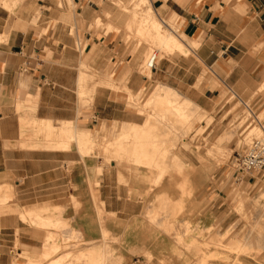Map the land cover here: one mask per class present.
<instances>
[{
  "label": "crops",
  "instance_id": "obj_1",
  "mask_svg": "<svg viewBox=\"0 0 264 264\" xmlns=\"http://www.w3.org/2000/svg\"><path fill=\"white\" fill-rule=\"evenodd\" d=\"M34 1H19L15 17L6 8H0V185L15 184L21 202H29L31 192L35 191L44 193L42 197L45 199V196H49L46 191L50 184L56 186L57 192L72 189L73 193L69 197L65 195L48 201H58L56 207L63 205L72 227L79 230L86 240H98L101 230L93 206L94 199L102 203L106 214L115 215L113 217L118 220H115L116 224L124 229L127 223L140 218L144 212L145 204L139 197L152 189L143 182L145 178L150 179L149 172L137 169L138 177L139 174L145 176H140L136 182L132 174L126 171L130 167L124 165V169L115 161L104 164L100 156H88L83 160L75 146H71L69 152L9 149L8 146L28 142L20 139L19 120L31 121L34 117L52 122L72 121L79 131L91 134L97 132L104 137H108L113 126H116L117 135L126 124L141 126L142 120L127 107L126 100L128 93H137L148 83V79L138 73L135 56L130 53L131 47L123 44L122 35L107 33L112 31L108 27L110 11H114L110 2H77L81 8L76 14L81 21L74 23L73 38L69 24L60 20L63 3L59 8L55 1L36 0L45 11L42 13L43 21L35 23L32 16L35 12ZM150 2L157 16L168 26L177 29L179 37L192 48L190 56L171 55L156 62L151 72L153 82L174 89L200 110H210L219 104L221 87L231 89L243 99L250 98L259 89L264 81V0ZM70 16L75 19L74 14ZM93 18L98 20V23H94L100 28L97 33H94L95 28H88ZM79 39L84 48L82 53L77 48ZM82 63L118 85L115 90L114 87L97 86L90 99L91 107L87 109H81L79 104L87 103L88 99L78 96ZM108 72H111L110 75H107ZM125 87L128 92L123 90ZM18 104L23 108L22 113L17 112ZM254 104L256 110L264 112V93ZM79 114L92 118L89 120ZM65 162L70 164L68 182H64L67 177L59 165ZM184 164L190 167L188 162ZM93 168L94 171L91 170ZM197 171H200L198 177ZM192 172L194 175L190 176ZM192 172L188 174L194 199L191 196L193 200L186 198L183 202L189 207L185 208L191 220L207 222L223 206L222 197L218 193L216 198L209 201L207 198L214 192L208 191L209 186L201 168L195 167ZM118 173H124V177L128 174L129 181L127 178L125 181ZM51 177H54V181H50ZM85 177H89L90 183ZM172 179L163 182L161 192L167 197L171 195L173 199L168 198L176 202L180 200L181 194L175 187L181 186L182 179ZM71 197L82 206L75 210ZM8 221L13 222V219ZM105 225L110 231L111 224L106 222ZM12 236L8 228L0 233V264H10L8 249Z\"/></svg>",
  "mask_w": 264,
  "mask_h": 264
},
{
  "label": "rangeland",
  "instance_id": "obj_2",
  "mask_svg": "<svg viewBox=\"0 0 264 264\" xmlns=\"http://www.w3.org/2000/svg\"><path fill=\"white\" fill-rule=\"evenodd\" d=\"M4 1L5 0H0V8L3 10H6L5 9L6 7L1 5L2 2L4 4ZM12 1H18V0H12ZM41 1H45V2L55 1V4H57V6L61 3H63V5H62L63 10H62V15L60 17V20L63 23L69 24V26L71 27V31H72L71 36L73 38H75V29L73 30L74 23H75V21H78V22L81 21L80 16H78L76 14V11L81 8V6L77 3V1L73 0L74 3L72 2V0H41ZM68 1H70V3L72 2V4L70 5ZM100 1L101 0H91V2H93L95 4L99 3ZM107 1L112 3L110 0H107ZM20 2L22 3L23 0H20ZM68 4L70 6H68ZM34 7H35V12H33L32 16H34V21L38 20L37 22L39 23V22L43 21L42 20L43 19L42 13H43V11H45V8L40 7L36 3V0L34 1ZM72 10H73V13H70V12H72ZM6 11H8V10H6ZM67 12H69V13H67ZM11 13H13V11ZM64 14L65 15L74 14L75 19H70V21H69L70 23H69V22H67L68 20L66 21L65 19H62V17L63 18L65 17ZM97 15L98 14H96L95 16H97ZM90 24H89V30H91L92 28H95L94 33H97L100 31V28L98 25H95V24L90 25ZM109 24L110 25L108 28H110L111 26H115V25L119 26V24H121V22H119V21L116 22L115 20L113 22L112 21V13H111V19L109 20ZM34 26H36V24ZM114 32L117 33V31H115L114 29H112V31H107L108 34L114 33ZM117 34L122 35L121 40H122L124 45L131 47L130 53L132 55L138 54L136 51V47H135L136 42H135V39L133 37H131V38H129L130 36L127 37L123 31H120V33H117ZM132 41H134L135 43ZM141 45H142V48H144L146 46L145 44H141ZM141 45H140V47H141ZM77 48L80 52L83 51L82 49H84L83 45L80 42V39L78 40V47ZM142 48H140V51L144 50ZM142 53H144V52H142ZM142 53H140V55H138V57H141V56L144 57L145 54L142 55ZM189 54L191 55V53H189ZM175 55H182V54L175 53ZM163 58H167V57L161 56L160 53L155 54L154 59L151 63L152 65L150 66L151 72H152V69L154 68V66L156 65V62H159V60H162ZM135 64L139 68L138 73L141 76L147 77L148 83H145L144 86L138 91V92L141 91V93L137 92L139 95L137 93L133 94L134 97L135 96L140 97L139 99L136 97L135 98L133 97L134 100L129 99L130 94L128 93L127 100H126L127 101V107L132 109L134 111V113L139 117V119L142 120V124L147 123V124L151 125L152 127H154L155 126L154 124L156 122L157 125H159V126L156 125L155 130L156 129L160 130L161 128H163V127H161V126H163L162 124L166 123L168 120L169 121L171 120L170 125L173 124V126L175 128L174 129L172 125L171 126L169 125L170 128H168V126L166 127L167 130L169 129L168 131L166 130L165 127H164L165 129H162V131H159V132L157 131L158 134L159 133L162 134L161 132H164V130H165L166 134L163 133L162 135H160L161 137L157 136V134H156L157 132H155V134H156L155 136H157V137L153 136L154 130H152L153 133H152L151 137H152V139L154 138L153 141H155V140L158 141V142H155V144H158L159 148L157 145L155 147L158 150L155 147L153 149L151 147H148L149 149L150 148L152 149V151L150 149L149 152L152 153L153 158H154L156 156L157 152H159L160 146L163 145L161 147V151H164L166 153V155L163 152L161 153V156L163 159L162 160L161 157L159 156L160 155L159 154L160 152H159L157 154L158 157L155 158L154 160L159 164L161 163L160 165H162L163 163L165 165H167L166 166V167H168L167 170L171 169V170H169L170 172H168V171L166 172V174H167V176H169V178L163 176V178L164 177L165 178L161 179V182L162 181L164 182L166 179L167 180L171 179L170 177H178V175L182 176L181 174L176 172L175 169L169 168L170 163L173 159L181 160L184 163L188 162V164L191 163L190 164L191 172L193 170H195V167H198V166H199V168L202 167L201 172H203V174L205 175L207 185L209 186L208 191L214 192L207 199L209 201H211L214 198H216V195L218 193H220V196L222 197L223 206L218 210V213L217 214L215 213L212 216V219H209L207 222H205V221L203 222V220H201V223L199 221H193L190 219V216L187 214L184 203L182 206H174V208L171 204V207H170V204H169L170 199H168L166 196L167 200H169V201H167L164 194H162V192H161L162 189H160V183H159L160 180L157 181L158 184L155 181L151 182L152 178H155V175H153V174L155 173L157 175L158 168H155L156 166H150L151 168H149L148 165H144V166L134 165L135 163L133 164V162H129L130 161L129 159H128V164L127 163L125 164V161L122 160V163L120 165L119 164H117V165L118 166H121V165L124 166L125 165L127 167L133 168L134 171L132 169H129L130 171L128 170V172L129 173L131 172L130 175L133 174L134 177L137 176L135 179H139V177L137 175L138 172H136L137 174L136 173L134 174L135 168L139 169V170L143 168L149 172V176L151 177V180L149 179L147 181L148 182L150 181L152 185L149 184L150 182L148 183L147 181H146V184L149 185L150 187L156 185V187L155 186L151 187L152 189L147 191V192H149L148 193L149 195L145 194V196H142V198L141 197L140 198H141V200H143L142 202L145 204V210L146 211L145 210L144 211L146 213L144 212V214H148L150 212L153 216L151 215L152 216L151 217L150 213H149V216L142 214L144 216H140V218L133 220L132 223L128 224L124 228V230L122 228V230H120V231H117L119 225L116 224L115 219L113 218V220H110L112 218L109 219V217H107L106 222H109L112 226L111 230L109 232L112 233L113 235L117 236L119 238V240L128 238V241L130 242V241H133L135 239V234L136 235L142 234L141 235L142 237L144 235L148 237L149 232H148V230L144 229L143 226L146 225L147 223H151L150 226H152V227L154 226L152 229L154 230L155 234H157V237L151 240V242H152L151 252H152L153 257L150 258L151 260H149V261H148V259L144 258L142 255L140 256L139 254L134 253V251L132 249L129 250L130 248H128V247L127 248L122 247V243H120L121 241L116 240V243H114L115 241H113L111 246L114 249L115 254L123 257V258H121V264H126V263L127 264H160V263L161 264H172V262H173V264H186V262L188 264H193L197 260L198 261L195 264H201V263L202 264H207V263L208 264H264V206H263L264 205V168L259 173L253 174L252 176H250L247 174L238 173L237 170L235 169V166L233 165L236 158H238V156L242 155L244 153V151H246L249 148V146L251 145V143L254 140H258L261 138L264 139L261 136L258 138V136H259L258 134H257V136H255L256 132H254L261 127L264 129V112L261 110H256L255 104H254L255 100L258 97H260V98L263 97L264 90H260V86H259V89H258L259 91L257 90L250 98L243 99L240 96H238L235 92H233L231 89L221 87V96H220L219 104L214 105L210 110H205L202 108H201V110L198 109L197 113L194 117L189 116V114H190L189 111L191 110V108L187 107V108L182 110V113L185 114L187 116V118H182L181 124L180 123L178 124L174 120V119H176L174 116L170 115V116H172L171 118H170V116H168L169 115L168 113L172 112V109L169 106H166V105L164 106V104H163V106L161 104L147 105L148 100L151 98V96L153 94L154 87L156 86V82H153L152 76H151V79L148 78L150 76V75H148L149 73H147V74L145 73V71L141 68V66H143V64L141 62H138L136 58H135ZM110 73L111 72H108L107 75H110ZM260 91H261V93H260ZM142 92H143V96H142ZM257 93H260V94L258 95ZM141 97H142V99H141ZM80 98L88 99L87 103L83 102V103L79 104L82 107L81 109H87V108L91 107L90 98H88L86 96H81ZM84 101H86V100H84ZM89 102H90V106H89ZM157 105L160 107H155ZM162 107H163V109H162ZM22 111H23L22 107H17L18 113H22ZM147 112L150 114H148ZM145 113H147V115ZM164 114H165V116H164ZM79 115L82 117L88 118L89 120H91V118H92V116H87V115H82V114H79ZM167 117L170 119H168ZM149 118H151L153 120H151ZM254 118H256V119H254ZM145 119H146V121H145ZM256 120H258V121H256ZM174 123H175V125L177 124L176 127H175ZM22 124H21V121L19 120V127H20V125L24 126L23 128L22 127L20 128L21 129L20 139L21 140H25V139L27 140V138H28L27 141H29V140L31 141L30 138L32 137V139L36 140V138H37L39 141V138L41 137V135L38 136L39 134L37 135L34 132V130H33L34 128H32V125L31 124H25L23 122H22ZM54 124L58 125L59 122L58 121L54 122ZM167 124H169V123L167 122ZM258 126H259V128H258ZM24 128L26 131L27 130L28 131L26 132L24 130ZM116 131H117L116 126H113L108 137H106L103 140L104 143H102L103 144L102 147H104L106 145L108 146L111 142H113L114 138L117 135ZM24 134H26V136H28V137L24 136ZM34 134H36V135H34ZM41 138H40V141H43V137H41ZM161 138L163 139L162 140L163 144H161V141H160ZM110 139H111V141H109ZM72 146H74V145L72 144ZM96 146L94 145L91 147V149L89 151L92 150V152L91 153L88 152V156L89 157H94V156L103 157L104 163L108 164L106 158L111 157L110 152L104 153L103 150L101 149L102 148L101 146H99V147H98V145H96ZM166 147H167V149L165 150L164 148H166ZM8 148L9 149L19 148V149L28 150V148H24V147L20 146L19 143H15L13 145L9 144ZM162 148H163V150H162ZM36 149L50 150V149H45L43 147H39ZM94 149H98V150H94ZM222 149H223V151H222ZM100 150H102V151H100ZM153 150H157V151L154 152ZM167 151H169V152H167ZM193 151H195V153H192ZM205 151H207V152H205ZM208 151H216V152L219 151V156L218 157L217 156L212 157V156L208 155ZM197 152H199V153H197ZM205 153L208 155V157ZM163 154H164V156H163ZM204 155H205V157H204ZM197 156H199V158ZM164 157H166V158H164ZM158 158H160V161ZM205 158L207 159L208 162H206ZM213 158H214V160H213ZM163 161H165V162H163ZM198 162H200V163H198ZM202 162H203V164L201 166ZM59 165L62 166L64 176L67 177V180H64V182H66V181L68 182V176H69V172H70V164L68 162H65L62 165L61 164H59ZM191 165H194L193 166L194 169H193V167H191ZM137 166H139V167L137 168ZM141 166H142V168H141ZM203 167H204V169H203ZM152 168H155L156 170L154 169L155 170L154 171ZM164 168H165V166H164ZM186 168L184 169V172H190V171H188L189 168L187 170H186ZM148 169H151V170L149 171ZM172 169H173V171L176 172L175 174H174V172H172ZM171 174H173V175H171ZM188 176H189L188 173L187 174L184 173V175H183V183L184 184H185V182L187 184H189V180H188L189 177ZM53 178L54 177H51L50 181H54ZM178 178H181V177H178ZM20 181L22 182V180H20ZM135 181L138 182L139 180H135ZM153 182H154V184H153ZM163 182L161 183V186H162ZM9 185H11V186H9ZM157 185L159 187H157ZM6 186L9 187L12 194L9 191L8 199L0 202V233L2 230H5L8 228V231H10L13 235L11 238L12 239L11 244H9L10 248L8 249L10 257H11L10 261L13 260L14 262L19 263V264H27L28 263L23 259V257H19L17 255V253H22V248L19 246H18V248H16V246H15L16 245L15 241L17 239H18V243L20 242L21 244L26 245L27 248L30 246L29 247L30 249L32 248L33 250H36V252H34L32 255L33 259L36 262L35 264H44V263H46V261H48L47 259L43 258V256H42V252H44L43 242H44V238H45L44 236L45 235L46 236L48 234L53 235L54 240L56 239L57 243L61 247V249H59L56 254H53L52 256H50L49 259H51L53 257L64 256L65 252H72V256H74L73 254H75V252L78 253L79 251L84 249L83 246L86 244L83 242L91 241V240H86L83 236H81L82 234L79 230H76L75 228L72 227L70 221L67 219L68 218L67 215H65V210L63 208H62L63 213L61 215V219L63 220L62 223L64 225H60L58 227L53 226V227H49V228H44V227L35 225L34 223L31 224L30 221L25 222L21 219L22 213H25V214L28 213L29 214L28 219H33V221L36 220L37 215H40L43 218V220H45L46 218L54 219L55 218L54 214H52V213L48 214V213H45L43 211L39 212L38 210H36L37 209L36 206L49 205V206L54 207L55 204L57 205L58 201L52 202V201H48V200H51L53 198L65 197V195L69 197L70 194L73 193L72 189H69L68 191H61V192L58 191L57 192L56 186L54 187L53 184H50L47 186V191H46L47 194L45 193L46 195H49V196H45L46 197L45 199L42 197V194H44V193L35 191V192H31L32 194H30L31 199L29 202H21L19 200V196H18L19 191H18L17 187L15 186V184H13V183L7 184ZM180 188H181V186L178 187V190ZM179 191L182 192L181 189ZM39 193H40V196H39ZM53 193H54V196H53ZM152 194L154 197L152 196ZM158 194L160 197H158ZM10 195H11V197H10ZM146 196H148V197H146ZM243 196H246V198H247V202H245V204L248 205L250 203V207H249L250 209L248 208V210L245 211L244 216H243L244 212L241 209H239L240 206H237V205H240V199H242ZM259 196L260 197L263 196L262 199ZM186 197L188 198L190 196L184 195V199H186ZM153 198H155V200ZM70 199L72 200V202L74 201L73 203L75 204V206H78L77 202H75V199L73 197H71ZM156 199H157V201H156ZM160 199L161 200L164 199L163 200L164 202H160L161 201ZM254 199H256V200H254ZM208 200L206 202H208ZM259 200L261 203L259 202ZM152 201H153V204H154V201H155V204L157 203L156 207H155V205H152ZM253 201L257 202L256 206H253V203H254ZM149 202H151V203H149ZM166 202H167V205H165ZM162 204H163V207H162ZM148 205L150 207L152 205L153 207L150 208ZM166 206H168L167 208H169V209H167ZM175 207H176V209H175ZM251 209H253V210H251ZM28 210H32V212H28ZM158 211H161V213L159 212L161 215L158 213ZM156 212H157V214H155ZM170 212H172V213H170ZM169 215H170V217H169ZM246 215H247V217H246ZM143 217L144 218L146 217V218L144 219ZM156 217H157V219H156ZM168 217H169V219H168ZM245 217H246V220H245ZM201 218H203V217L201 216ZM9 219H13V222H9L8 221ZM108 219H109V221H108ZM146 219L149 221H147ZM164 219H165V223L167 221V222H170L172 225V227L169 230L162 229L163 228L162 225H157L158 222L164 223ZM16 230H18V231H16ZM163 230H165V233ZM145 231H147V232H145ZM121 234H122V236H121ZM201 234H203V237H201ZM80 236L83 238H81ZM172 236H174V237H172ZM180 238L182 240H180ZM175 239H177V240H175ZM218 239L222 242V244L221 243H213V241H217ZM98 240H102V239H98ZM98 240H97V243H101V241H98ZM173 240L175 243L172 242ZM200 240H202V242ZM94 241H96V240H94ZM229 241L234 242L235 246L234 247L226 246ZM243 241L246 242V243L244 242L243 245H246V246H249V244H250V246L254 245L253 248H258V246H261L262 249L260 250V248H259V251H258V249L257 250L255 249L254 250L255 253L253 252V250L247 251L246 253L245 252L242 253L241 248L238 249L236 246V243L242 245ZM198 242H201L202 244L211 242V244L209 246L204 245L205 248H204V246H201L204 248V249L203 248H201V249L203 251H205V253L203 252L202 256L204 258L200 261L201 263L199 262L201 257L198 258V256L197 257L195 256L196 255V254H194L195 249L192 247V245L194 243H198ZM175 244H177V245L175 246ZM185 244H186V246H185ZM188 244H189V246H187ZM230 244H232V243H230ZM190 245H191V247H190ZM181 246H183V247H181ZM178 248H181L183 251L181 249H178ZM205 249H207V250H205ZM175 250H177L178 253H176ZM180 250H181V252H180ZM189 251H190V253L188 254ZM191 251L192 252L194 251V253L191 254ZM214 251L215 252L217 251L219 253H217V252L214 253ZM179 253H180V255H179ZM247 253H248V255H245ZM177 254H178V256H177ZM181 254H182V256H181ZM204 254H206L205 255L206 258H208L210 256V259H208V260H210V261L212 260V261L211 262L208 261L205 258ZM193 255H194V257H193ZM218 256H220L221 259ZM222 256L223 257L225 256V257L222 258ZM211 257H213L215 259H212ZM161 258H163V259H161ZM168 258H171V259L169 260ZM216 258L217 259L219 258V259L217 260ZM176 259H178V260H176ZM193 259H196V260L193 261ZM204 259L207 261H205ZM223 259H224V261H223ZM188 260H189V262H188ZM147 262H149V263H147Z\"/></svg>",
  "mask_w": 264,
  "mask_h": 264
},
{
  "label": "bare ground",
  "instance_id": "obj_3",
  "mask_svg": "<svg viewBox=\"0 0 264 264\" xmlns=\"http://www.w3.org/2000/svg\"><path fill=\"white\" fill-rule=\"evenodd\" d=\"M19 1L20 0H18V1H12V0H5L4 1V4L2 3L1 5L2 6H5L6 7V9L7 10H9L10 12H12L13 11V13L17 10V6H18V3H19ZM112 3H111V5L114 7V11H110L111 13H112V21L114 22V20L117 22V21H119V22H121V24H119V26H111L110 28H111V30L112 29H114L115 31H117V33H120V31H123L124 32V34L127 36V37H129V38H131V37H133L134 39H135V42L134 41H132V42H134L136 45H135V47H136V51H137V53L138 54H134V56H135V58L137 59V61L138 62H141L142 64H143V66H141V68L145 71V73L147 74V73H149L148 75H150L148 78L149 79H151V71H150V66L152 65L151 63H152V61H153V59H154V56H155V54L156 53H160L161 54V56H165V57H169V56H171V55H175V53H179V54H182V55H186V56H188V54L190 53V49L192 50V48L187 44V42L186 41H184V40H182L180 37H179V33H178V31H177V29H175V28H173V27H170V26H168L163 20H161L158 16H157V14H156V12H155V10L153 9V7H152V4H151V2H150V0H110ZM69 2V4L71 5L72 4V2L70 3V1H68ZM68 4V6H70ZM58 7L59 8H61L62 6H61V4H59L58 5ZM75 8V7H74ZM67 13H69V12H67ZM70 13H73V10H72V12H70ZM15 14V13H14ZM13 14V15H14ZM65 15V14H64ZM10 17H11V15H10ZM13 17V16H12ZM11 17V18H12ZM14 17H15V15H14ZM65 20L67 21V22H69L70 21V19H71V16L68 14V15H65ZM11 20H13V19H11ZM92 21H91V24H90V22H89V24L90 25H92V24H94V23H98V20H97V18H93V19H91ZM15 21V20H14ZM38 20H35V22H37ZM10 23H11V21H10ZM70 23V22H69ZM72 24V23H71ZM8 26H10V25H7V27ZM89 26V25H88ZM75 28V27H74ZM89 28V27H88ZM11 29V28H10ZM8 31V30H7ZM8 34V33H7ZM133 39V40H134ZM129 40V39H128ZM130 41V40H129ZM141 44H145L146 46L144 47V48H142V45ZM140 45H141V47H140ZM140 48H142V49H144L143 51H140ZM142 52H144V53H142ZM140 53H142V55L143 54H145L144 55V57H138V55H140ZM189 56H190V54H189ZM144 58V59H143ZM117 84L112 80V79H110V78H108V77H105V76H103L100 72H98V71H96V69H93V68H89V67H87V65L86 64H84V63H82L81 64V68H80V76H79V82H78V96H79V98L81 97V96H86V97H88V98H90V99H92L93 98V95H94V91H95V88L97 87V86H103V87H106V88H113L114 87V90L116 89V88H118L117 86H116ZM115 86H116V88H115ZM120 88V87H119ZM121 89V88H120ZM120 89H117V90H120ZM123 90H126L127 92H128V89H126V87L123 89ZM260 90H264V81L261 83V85H260ZM259 91V90H258ZM138 93H141V91L140 92H138ZM137 93V94H138ZM260 93H261V91H260ZM260 93H257L258 95L260 94ZM130 95H129V99H131V100H134L133 99V97H134V95L132 94V93H129ZM139 95V94H138ZM137 95V96H138ZM142 96H143V92H142ZM136 97V96H135ZM134 97V98H135ZM136 98H140V97H136ZM141 99H142V97H141ZM14 103V102H13ZM156 104H161L162 106H163V104H164V106L166 105V106H169L171 109H172V112H169L168 114V116H170V115H172V116H174L176 119H174L175 121H176V123H180L181 124V119L182 118H187V116L185 115V114H183L182 113V110L183 109H185V108H187V107H189V108H191V110L189 111L190 112V114H189V116L190 117H194L195 115H196V113H197V110L199 109V107L198 106H196L193 102H191L189 99H187V98H185V97H183L180 93H178L177 91H175L174 89H172V88H170V87H168V86H166V85H164V84H162V83H159V82H156V86L154 87V91H153V94H152V96H151V98L148 100V103H147V105H156ZM17 107H22L21 106V104H18L17 105ZM155 107H160V106H155ZM154 107V108H155ZM162 109H163V107H162ZM200 110V109H199ZM143 112V111H142ZM153 112V111H152ZM144 113V112H143ZM148 113V112H147ZM147 113H145L146 115H147ZM166 113V112H165ZM148 114H150V113H148ZM162 114V113H161ZM153 116V115H152ZM164 116H165V114H164ZM172 116H170V118L172 117ZM173 117V118H174ZM168 118V117H167ZM170 118H168V119H170ZM147 119V118H146ZM146 119H145V121H146ZM149 119H151V118H149ZM254 119H256V118H254ZM151 120H153V119H151ZM155 120V119H154ZM164 120V119H163ZM21 121V124H22V122L23 123H25V124H31L32 125V128H34L33 130H34V132L38 135V136H40L41 135V137H43V141H40V138H39V141H38V139L36 138V140H34V139H32V137L30 138L31 139V141L29 140L28 142H26V143H20V146H22V147H24V148H28V149H32V150H34V149H36V148H39V147H43V148H45V149H50V150H52V151H60V152H69L70 150H71V146H72V144L75 146L74 148H76V150H77V152H78V154L80 155V158H83V160H84V158H86V157H88V152L89 153H91L92 152V150L91 151H89L90 149H91V147L92 146H96V145H98V147L99 146H103V144L102 143H104L103 142V140L106 138V137H104V136H101V135H99L97 132H94L93 134H91V133H85V132H81V131H79L78 130V128H76V124H75V122H72V121H60L59 122V124L58 125H55L54 124V122H52V121H49V120H38V119H36L35 117L31 120V121H24V120H20ZM144 121V122H145ZM160 121V120H159ZM166 121V120H165ZM164 121V122H165ZM256 121H258V120H256ZM158 122V121H157ZM167 122L169 123V124H167ZM166 123H164V124H162L163 126H161V127H163V128H161L160 130H158V129H156L155 130V128H156V125H157V123L155 122V126L154 127H152L151 125H149V124H147V123H143L141 126H137V125H132V124H126L125 126H122V128H121V130H120V133L114 138V140H113V142H109V141H111V139L108 141L110 144L107 146H104V147H102L101 149L103 150V152L104 153H106V152H110V155H111V157L110 158H106V160H107V162H108V164H110L111 162H113V161H115L117 164H121L122 163V160L123 161H125V164L127 163L128 164V159L130 160L129 162H133V164L134 165H142V166H144V165H148L149 166V168H151L150 166H156L155 168H158V171H157V175L154 173L153 175H155V178H152V180H151V177H149L150 178V180H151V182L152 181H155V182H157V181H159L160 180V189H162L163 187H161V183L163 182H161V179H164L165 177H167V178H169V176H167V174H166V172L168 171V172H170L169 170H171V169H169V170H167V168L168 167H166L167 165H165L164 163V165L162 166V165H160L159 163H157L154 159L155 158H157L158 156H157V154L159 153L160 155V157H161V159H162V156H161V153L163 152V153H165L164 151H161V147L163 146V145H161L160 146V150H159V152H157V154H156V156L153 158V155H152V153L151 152H149V150L152 148H154L156 145L158 146V148H159V145L158 144H155V142H158V141H153L154 140V138L152 139V130H154V135L153 136H155L156 134H157V136L159 137L160 135H162L163 133H165V130H164V132H161L162 134H158V132L159 131H162V129H165L167 126H168V128H170L169 127V125H170V122H171V120L169 121H167ZM149 123V122H148ZM23 125V124H22ZM172 126H173V124H171ZM170 125V126H171ZM174 125H175V123H174ZM157 126H159V125H157ZM177 126V124L175 125V127ZM179 126V125H178ZM251 126V125H250ZM249 126V127H250ZM23 128L24 126H21L20 125V127L19 128ZM165 127V128H164ZM26 128V127H25ZM25 128H24V130H25ZM28 128V127H27ZM158 128V127H157ZM160 128V127H159ZM173 128H174V126H173ZM258 128H259V126H258ZM175 129V128H174ZM20 131H21V129H19ZM23 130V129H22ZM166 130H167V128H166ZM169 130V129H168ZM167 130V131H168ZM171 130V129H170ZM173 130V129H172ZM26 131V130H25ZM24 131V132H25ZM28 131V130H27ZM26 131V132H27ZM32 131V130H31ZM158 131V132H157ZM155 132H157L156 134H155ZM254 132H256V134L254 133ZM253 133L255 134V136H257V134L259 135L258 136V138L261 136V137H263L264 138V129L261 127V128H259V129H257L256 131H254ZM21 133V132H20ZM30 134V133H29ZM36 134H34V135H36ZM166 134V133H165ZM164 134V135H165ZM31 135V134H30ZM33 135V136H34ZM24 136H26V134H24ZM32 136V135H31ZM157 136H155V137H157ZM26 137H28V136H26ZM25 137V138H26ZM37 137V136H36ZM161 137V136H160ZM42 139V138H41ZM158 139V138H157ZM26 140V139H25ZM27 140H28V138H27ZM33 140V141H32ZM163 139L161 138L160 139V141H161V144H163L162 141ZM261 140H262V138H261ZM106 144V143H105ZM160 144V143H159ZM217 144V143H216ZM97 147V146H96ZM111 147V148H110ZM148 147H151L150 149L148 148ZM156 148V147H155ZM170 148V147H169ZM100 149V148H99ZM152 149H151V151H152ZM157 149V148H156ZM165 150L167 149V147L166 148H164ZM74 150V149H73ZM94 150H98V149H94ZM102 150H100V151H102ZM158 150V149H157ZM157 150H153L154 152L155 151H157ZM162 150H163V148H162ZM218 150V149H217ZM170 151V150H169ZM169 151H167V152H169ZM221 151V150H220ZM222 151H223V149H222ZM205 152H207V151H205ZM192 153H195V151H193ZM197 153H199V152H197ZM155 154V153H154ZM206 154V153H205ZM90 155V154H89ZM98 155V154H97ZM165 155H166V153H165ZM196 155V154H195ZM207 155V154H206ZM208 155H210V156H212V157H218L219 156V151L218 152H216V151H208ZM208 155H207V157H208ZM93 156V155H92ZM163 156H164V154H163ZM201 156V155H200ZM209 156V157H210ZM221 156V155H220ZM95 157V156H94ZM198 158H199V156H197ZM204 157H205V155H204ZM211 157V158H212ZM164 158H166V157H164ZM127 159V160H126ZM159 159V161H160V158H158ZM203 159V158H202ZM206 159V158H205ZM157 160V159H156ZM163 160V159H162ZM161 160V161H162ZM198 160V159H197ZM210 160V159H209ZM213 160H214V158H213ZM127 161V162H126ZM104 162V161H103ZM114 162V163H115ZM163 162H165V161H163ZM201 162V161H200ZM200 162H198V163H200ZM206 162H208L207 161V159H206ZM76 163V162H75ZM169 163V162H168ZM105 164V163H104ZM130 164V163H129ZM132 164V163H131ZM191 164V163H190ZM202 164H203V162L201 163V166H202ZM85 165V164H84ZM103 165V164H102ZM200 165V164H199ZM104 166V165H103ZM102 166V167H103ZM122 166V165H121ZM142 166H141V168H142ZM164 166H165V168H164ZM194 165H191V167H193ZM196 166V165H195ZM86 167V166H85ZM139 166H137V168H138ZM146 167V166H145ZM119 168V167H118ZM117 168V169H118ZM122 168H124L123 166H122ZM148 168V167H147ZM155 168H152L153 170L155 169ZM169 168H173V169H175L176 170V172H178L179 174H181L182 176H179L178 175V177H181V190H182V192H180V194H181V196H180V194H178V193H176V191H175V193L177 194V195H179L180 196V200L179 201H176V202H173V201H169V200H167V198L168 197H170V198H172L171 197V195L170 196H168L167 198H166V196H167V194L165 195L164 193V196H165V198H166V200L167 201H169V204H170V207H171V204H172V206H173V208H174V206H182L183 205V203H185V202H183V200H184V195H186V196H190V197H188V198H190V201H191V199L193 198V196H192V194L194 193L193 192V188H192V186H191V181L189 180V184H187L185 181V184L183 183V175H184V169L186 168V165L184 164V162H182L181 160H178V159H173L172 161H171V163H170V166H169ZM198 168H199V166H198ZM202 168V167H201ZM206 168V167H205ZM86 169V168H85ZM121 169V168H120ZM125 169V168H124ZM127 169V168H126ZM130 169V168H129ZM129 169H127V172H128V170ZM143 169V168H142ZM173 169H172V172H174V174L176 173L175 171H173ZM188 169V167L186 168V170ZM193 169H194V167H193ZM197 169V168H196ZM203 169H204V167H203ZM72 170V169H71ZM91 170H93L94 171V168L93 169H91ZM122 170V169H121ZM132 170H133V168H132ZM137 169L135 168V172H134V174L136 173V172H139V171H136ZM149 171L151 170V169H148ZM156 170V169H155ZM154 170V171H155ZM130 171V170H129ZM134 171V170H133ZM147 171V170H146ZM188 171H190V173H191V169H190V167H189V170ZM208 171V170H207ZM206 171V172H207ZM118 172H120L119 170H118ZM126 172V173H127ZM184 172V173H183ZM198 172V171H197ZM200 172V171H199ZM199 172L198 173H196V175L197 174H199ZM86 174H87V170H86V172H85ZM131 173V172H130ZM130 173H129V175H130ZM133 173V172H132ZM141 173V172H140ZM188 172H186V174H187ZM92 174H94V173H92ZM119 174V173H118ZM120 174H121V172H120ZM119 174V175H120ZM137 174V173H136ZM96 175V174H95ZM127 176H128V174H126ZM133 175V174H132ZM138 175V174H137ZM140 176H142V174H139ZM146 175H148V174H146ZM171 175H173V174H171ZM192 175H194L193 174V172H192V174L190 175V176H192ZM124 177V173H122V175H120V177ZM124 177L123 179L126 181V178L128 179V177ZM139 176V177H140ZM143 176H145V175H143ZM142 176V177H143ZM163 176H165L164 178H163ZM175 176V175H174ZM177 176V175H176ZM200 176V175H199ZM119 177V176H118ZM137 176H135L134 177V175H133V178H136ZM189 177V176H188ZM197 177H198V175H197ZM196 176H195V178H197ZM85 178H87L86 180L89 182V180H88V178L89 177H85ZM131 178V177H130ZM144 178V177H143ZM142 178V179H143ZM171 179L173 178V177H170ZM122 179V178H121ZM120 179V180H121ZM122 179V180H123ZM141 179V180H142ZM147 179L148 178H145V180L147 181ZM154 179V180H153ZM171 179H169V181L171 180ZM186 179V178H185ZM4 180V179H3ZM11 180V179H10ZM135 180V179H134ZM136 180H139V179H136ZM140 180V181H141ZM143 181L144 183L146 182V181ZM173 180V179H172ZM171 180V181H172ZM196 180V179H195ZM194 180V181H195ZM201 180V179H200ZM127 181H129V179L127 180ZM166 181H168V180H166ZM197 181H199V180H197ZM202 181V180H201ZM88 182H86V183H88ZM94 182H96V178H95V176H94ZM132 182V181H131ZM148 182V181H147ZM150 182V181H149ZM148 182V183H149ZM151 182L149 183V184H151ZM173 182H174V180H173ZM203 182V181H202ZM202 182H200V184L202 183ZM6 183H8V182H6ZM90 183V182H89ZM89 183H88V187H89ZM128 184H129V182H127ZM176 183V182H175ZM173 184L174 186L177 184ZM180 183V182H179ZM194 183V182H193ZM199 183V182H198ZM1 184V183H0ZM10 184V183H9ZM131 184V183H130ZM153 184H154V182H153ZM156 184V183H155ZM157 184H158V182H157ZM187 184V185H186ZM195 184V183H194ZM203 184V183H202ZM7 184H3V185H0V202L1 201H5V200H7L8 199V197H9V195H8V193H9V191H10V189H9V187L8 186H6ZM152 185V184H151ZM179 185V184H178ZM9 186H11V185H9ZM13 186V185H12ZM140 186V185H139ZM155 187H156V185H154ZM154 186H151V187H154ZM196 186V185H195ZM200 186V185H199ZM80 187V186H79ZM85 187V186H84ZM91 187V186H90ZM89 187V188H90ZM157 187H159L158 185H157ZM175 188H178V187H175ZM174 188V189H175ZM195 189H196V187H194ZM9 189V190H8ZM82 189V188H81ZM91 189V188H90ZM137 189V188H136ZM142 188H140V190H141ZM179 189V190H180ZM79 190V189H78ZM81 191V190H80ZM83 191H84V189H83ZM89 191H91V190H89ZM174 191V190H173ZM195 191V190H194ZM11 192V191H10ZM135 192H137V190L135 191ZM134 192V193H135ZM158 192V191H157ZM14 193V192H13ZM75 193H76V191H75ZM131 193V192H130ZM139 193V192H138ZM149 192H147L146 191V195L148 194ZM161 193V192H160ZM11 194H12V192H11ZM77 194V193H76ZM90 194H92V193H90ZM156 194V193H155ZM75 195V194H74ZM131 194H129V196H130ZM133 195V194H132ZM135 195V194H134ZM133 195V196H134ZM149 195V194H148ZM161 195V194H160ZM83 196V195H82ZM85 196H86V194H85ZM84 196V197H85ZM138 196H140V194L138 195ZM152 196H153V194H152ZM191 196H192V198H191ZM10 197H11V195H10ZM15 197V196H14ZM92 197H93V195H92ZM136 197V196H135ZM141 198H142V195L140 196ZM139 197V198H140ZM146 197H148V196H146ZM154 197V196H153ZM158 197H160L159 196V194H158ZM178 197V196H177ZM260 197V196H259ZM263 197V196H262ZM262 197H260L261 199H262ZM138 198V199H139ZM162 198V197H161ZM164 198V199H165ZM187 198V197H186ZM187 198V199H188ZM197 198V197H196ZM82 199V198H81ZM80 199V200H81ZM93 199L94 198H92V201H93ZM137 199V198H136ZM154 200H155V198H153ZM163 199V200H164ZM169 199V198H168ZM173 199V198H172ZM194 199V198H193ZM192 199V200H193ZM259 199V198H258ZM87 200V199H86ZM145 200V199H144ZM161 200V199H160ZM163 200H161L160 202H164ZM186 200V199H185ZM254 200H256V199H254ZM141 201V200H140ZM143 201V200H142ZM148 201V200H147ZM156 201H157V199H156ZM258 201V200H257ZM71 202H72V200H71ZM74 202V201H73ZM82 202V201H81ZM94 204H93V206H95V211H97V218H98V223H99V226H100V230H101V237H100V239H102V240H98V241H101V243H97V239H96V241H94V240H91V241H85V242H83V243H85L86 245H82L83 247H84V249L83 250H81V251H79L78 253L77 252H75V254H73L74 256H72V252H65V254H64V256H58V257H53V258H51V259H49L50 258V256H52L53 254H56L57 252H58V250L59 249H61V247H60V245L57 243V241H56V239L54 240V236L53 235H50V234H48L47 236L45 235L44 237V242H43V246H44V252H42V256H43V258H45V259H47L48 261H46V263H44V264H121V258H123L122 256H120V255H116L115 254V251H114V249L112 248V246H111V244L113 243V241H115L114 243H116V240H119V238L117 237V236H115V235H113L112 233H110L108 230H107V228H106V225H105V223H106V220H107V217H109V219L110 218H112V219H110V220H113V216H115V215H110V214H106L105 213V211H104V208H103V205H102V203L101 202H98L97 201V199H94ZM145 202V201H144ZM245 202H247V198H246V196H243V198L242 199H240V205H237V206H240V208L239 209H241L243 212H244V214H243V216L245 215V211H247L248 210V208L250 207V203L247 205V204H245ZM254 202V201H253ZM259 202H260V200H259ZM64 203V202H63ZM67 203V202H66ZM70 203V202H69ZM149 203H151V202H149ZM187 203H189V201L188 202H186V204ZM261 203V202H260ZM148 204V203H147ZM165 204V203H164ZM194 204V203H193ZM252 204V203H251ZM54 205V204H53ZM77 205L78 206H76V208H78L79 206H82V205H79L78 203H77ZM150 205V204H149ZM148 205V206H149ZM152 205H155V207H156V205H157V203L155 204V201H154V204H153V201H152ZM151 205V207H153ZM165 205H167V202H166V204ZM164 205V206H165ZM257 205V202L255 201L254 203H253V206H256ZM63 206V205H62ZM62 206H59V207H56V205H54V207H52V206H47V207H45V208H41V207H36L37 209L36 210H38L39 212H41V211H43V212H45V213H52V214H54L55 215V218L54 219H48V218H46L45 220H43V218L40 216V215H37L36 216V220H34L33 221V219H28V217H29V214L27 213V214H25V213H22L21 214V219L23 220V221H30L31 222V224H35V225H38V226H41V227H44V228H49V227H58V226H60V225H64L63 223H62V219H61V215H62V213H63V207ZM161 206V205H160ZM192 206V205H191ZM261 206V205H260ZM264 206V205H263ZM17 207V206H16ZM60 207H62V208H60ZM145 207V206H144ZM150 207V206H149ZM150 207V208H151ZM162 207H163V204H162ZM168 206H166V208H167ZM186 207V206H185ZM188 207V206H187ZM186 207V208H187ZM76 208H75V210H76ZM143 208V207H142ZM148 208V207H147ZM160 208V207H159ZM185 208V209H186ZM189 208V207H188ZM154 209V208H153ZM152 209V210H153ZM167 209H169V208H167ZM175 209H176V207H175ZM178 209V208H177ZM250 209V208H249ZM65 210V209H64ZM145 210V209H144ZM161 210V209H160ZM179 210V209H178ZM240 210V211H241ZM251 210H253V209H251ZM146 211V210H145ZM144 211V212H145ZM162 211V210H161ZM161 211H158V213L160 212L161 213ZM171 211V210H170ZM182 211V210H181ZM28 212H32V210H28ZM144 212H143V214H144ZM176 212V211H175ZM183 212V211H182ZM146 213V212H145ZM150 213V212H149ZM149 213L148 214H144V215H148L149 216ZM159 213V214H160ZM170 213H172V212H170ZM181 213V212H180ZM192 213V212H191ZM248 213V212H247ZM68 214V213H67ZM112 214V213H111ZM115 214V213H114ZM155 214H157V212L155 213ZM165 214V213H164ZM163 214V215H164ZM177 214V213H176ZM194 214V213H193ZM241 214V213H240ZM253 214V213H252ZM144 215H141V216H144ZM152 214L150 213V216H151ZM161 215V214H160ZM162 215V216H163ZM242 215V214H241ZM60 216V217H59ZM153 216V215H152ZM151 216V217H152ZM133 217V216H132ZM155 217V216H154ZM153 217V218H154ZM160 217V216H159ZM169 217H170V215H169ZM169 217H168V219H169ZM246 217H247V215H246ZM246 217H245V220H246ZM135 218V217H134ZM144 218V217H143ZM146 218V217H145ZM144 218V219H145ZM109 219H108V221H109ZM115 219V218H114ZM149 219V218H148ZM156 219H157V217H156ZM96 219H94V221H95ZM116 220V219H115ZM119 220H121V219H119ZM147 220V219H146ZM153 220V219H152ZM159 220V219H158ZM157 220V221H158ZM97 221V220H96ZM117 222H118V220H116ZM115 221V222H116ZM128 221H129V219H128ZM147 221H149V220H147ZM156 221V220H155ZM152 222V221H151ZM256 222V221H255ZM153 223V222H152ZM173 223V222H172ZM122 224V223H121ZM124 224V223H123ZM128 224V223H127ZM127 224H126V226H127ZM149 224V225H148ZM257 224V223H256ZM151 225V223H147L146 225H144L143 226V228L144 229H146V230H148V232H149V234H148V237L147 236H141L142 234H138V235H136L135 234V239L133 240V241H128V238H126V239H121V240H119V241H121L120 243H122V247H124V248H130L129 250H133L134 251V253H137V254H139L140 256L142 255L144 258H146V259H148V261L149 260H151L150 258H152L153 257V255H152V252H151V247H152V242H151V240L152 239H154V238H156L157 237V234H155V232H154V230L152 229L153 227L152 226H150ZM157 225H162V229H166V230H169L171 227H172V225H171V223L170 222H167L166 221V223H165V219H164V223H161V222H158L157 223ZM188 225V224H187ZM124 226V225H123ZM262 226V225H261ZM83 227V226H82ZM121 227V226H120ZM125 227V226H124ZM119 228V227H118ZM137 228V227H136ZM121 230H122V228H120ZM119 229V230H120ZM156 229V228H155ZM186 229V228H185ZM208 229V228H207ZM259 229V228H258ZM118 230V229H117ZM124 230V229H123ZM160 230V229H159ZM187 230V229H186ZM194 230V229H193ZM16 231H18V230H16ZM164 231V233H165V230H163ZM162 231V232H163ZM145 232H147V231H145ZM161 232V233H162ZM17 233V232H16ZM123 233V232H122ZM180 233V232H179ZM205 233V232H204ZM117 234V233H116ZM206 234V233H205ZM80 235V234H79ZM177 235V234H176ZM82 236V235H81ZM80 236V237H81ZM121 236H122V234H121ZM179 236V235H178ZM120 237V236H119ZM169 237V236H168ZM172 237H174V236H172ZM201 237H203V234H201ZM81 238H83V237H81ZM148 238V239H147ZM184 239V238H183ZM175 240H177V239H175ZM180 240H182L181 238H180ZM247 240V239H246ZM251 240V239H250ZM201 242H202V240H200ZM249 241V240H248ZM16 243V248H18V246L19 247H21L22 248V253H17V255L19 256V257H23V259L26 261V262H28L27 264H35L36 262H35V260L33 259V253L34 252H36V250H33L32 248L30 249L29 247L27 248L26 247V245H23V244H21L20 242L18 243V239L15 241ZM172 242H174V240L172 241ZM197 242V241H196ZM201 242H198V243H194L193 245H192V247L195 249V253H194V251L192 252L191 251V254L192 253H194V254H196L195 256L197 257L198 256V258H200L201 257V259L199 260V262L204 258L202 255H203V252L205 253V251H203L201 248H203V247H201V246H209L210 244H211V242H209V243H204V244H202ZM244 242L245 241H243V243H242V245H240V244H237L236 243V246H237V248L238 249H240L241 248V252L242 253H246L247 251H250V250H253V252L255 253V249L257 250L258 249V251H259V248H260V250L262 249L261 248V246H258V248H253V246L254 245H252V246H250V244H249V246H246V245H243L244 244ZM175 243V242H174ZM213 243H221L222 244V242L218 239L217 241H213ZM230 243H232V244H230ZM246 243V242H245ZM82 244V243H81ZM255 244V243H254ZM257 244V243H256ZM177 244H175V246H176ZM81 246V247H82ZM180 246V245H179ZM185 246H186V244H185ZM187 246H189V244L187 245ZM205 246H204V248H205ZM222 246V245H221ZM226 246H228V247H234L235 246V244H234V242H232V241H229L228 242V244L226 245ZM66 247V246H65ZM181 247H183V246H181ZM190 247H191V245H190ZM15 248V249H16ZM188 248V247H187ZM203 248V249H204ZM208 248V247H207ZM226 248V247H225ZM36 249V248H35ZM173 249V248H172ZM178 249H181V248H178ZM128 250V251H129ZM182 250V249H181ZM181 250H180V252H181ZM187 250V249H186ZM185 250V251H186ZM189 250V249H188ZM205 250H207V249H205ZM214 250V249H213ZM183 251V250H182ZM240 251V250H239ZM175 252L176 253H178V251L177 250H175ZM174 252V253H175ZM217 252V251H216ZM215 251H214V253H216ZM130 253V252H129ZM133 253V252H132ZM131 253V254H132ZM173 253V254H174ZM190 253V251L188 252V254ZM209 253V252H208ZM217 253H219V252H217ZM121 254V253H120ZM186 254V253H185ZM190 254V255H191ZM133 255V254H132ZM138 255V256H139ZM179 255H180V253H179ZM201 255V256H200ZM206 254H204V256H205ZM216 255V254H215ZM214 255V256H215ZM226 255V254H225ZM245 255H248V253L247 254H245ZM177 256H178V254H177ZM176 256V257H177ZM181 256H182V254H181ZM168 257V256H167ZM193 257H194V255H193ZM195 257V258H196ZM218 257H220V256H218ZM225 257V256H224ZM223 256H222V258H224ZM254 257V256H253ZM139 258V257H138ZM181 258V257H180ZM205 258H206V256H205ZM212 259H215V258H213V257H211ZM145 259V260H146ZM161 259H163V258H161ZM165 259V258H164ZM169 260L171 259V258H168ZM207 260L208 259H210V256L208 257V258H206ZM217 259V258H216ZM219 259V258H218ZM217 259V260H218ZM220 259H221V257H220ZM227 259V258H226ZM159 260V259H158ZM168 260V261H169ZM176 260H178V259H176ZM194 260H196V259H193V261ZM205 260V259H204ZM203 260V261H204ZM207 260H205V261H207ZM167 261V260H166ZM172 261V260H171ZM192 261V260H191ZM198 261V260H197ZM196 261V262H197ZM204 261V262H205ZM208 261H210V260H208ZM212 261V260H211ZM210 261V262H211ZM223 261H224V259H223ZM152 262V261H151ZM188 262H189V260H188ZM196 262H192L193 264H195ZM198 262V263H199ZM147 263H149V262H147ZM165 263V262H164ZM167 263V262H166ZM201 263V262H200ZM206 263V262H205ZM10 264H19V263H16V262H14L13 260L12 261H10ZM127 264V263H126ZM161 264V263H160ZM172 264H173V262H172ZM186 264H188L187 262H186ZM202 264V263H201ZM208 264V263H207Z\"/></svg>",
  "mask_w": 264,
  "mask_h": 264
},
{
  "label": "built area",
  "instance_id": "obj_4",
  "mask_svg": "<svg viewBox=\"0 0 264 264\" xmlns=\"http://www.w3.org/2000/svg\"><path fill=\"white\" fill-rule=\"evenodd\" d=\"M90 3V0H76ZM233 165L240 174L252 176L264 168V139L254 140L249 148L234 161Z\"/></svg>",
  "mask_w": 264,
  "mask_h": 264
}]
</instances>
